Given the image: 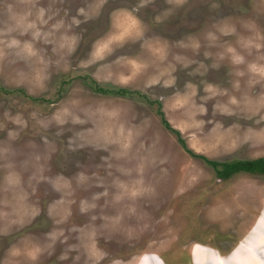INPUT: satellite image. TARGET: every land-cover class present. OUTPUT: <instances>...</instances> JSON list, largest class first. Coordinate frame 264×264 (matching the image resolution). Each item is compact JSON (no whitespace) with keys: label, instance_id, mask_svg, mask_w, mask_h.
I'll return each instance as SVG.
<instances>
[{"label":"rangeland","instance_id":"obj_1","mask_svg":"<svg viewBox=\"0 0 264 264\" xmlns=\"http://www.w3.org/2000/svg\"><path fill=\"white\" fill-rule=\"evenodd\" d=\"M259 155L264 0H0V264H264Z\"/></svg>","mask_w":264,"mask_h":264},{"label":"trees","instance_id":"obj_2","mask_svg":"<svg viewBox=\"0 0 264 264\" xmlns=\"http://www.w3.org/2000/svg\"><path fill=\"white\" fill-rule=\"evenodd\" d=\"M159 113L162 115V122L168 128L176 132V134L178 135V139L182 143L183 147L192 155H197L194 151H192L185 145L184 140L180 136L179 131L170 125L169 121L164 117L163 111L160 110ZM211 163L221 176L227 177L236 171H247L251 173L264 174V155H259L253 158L235 159L223 162L211 161Z\"/></svg>","mask_w":264,"mask_h":264}]
</instances>
